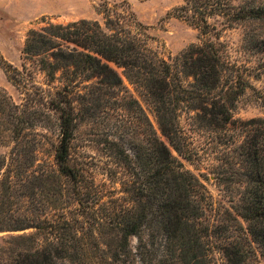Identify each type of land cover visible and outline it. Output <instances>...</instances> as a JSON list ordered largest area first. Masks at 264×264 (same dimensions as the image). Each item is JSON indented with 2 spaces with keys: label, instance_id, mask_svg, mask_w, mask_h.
I'll list each match as a JSON object with an SVG mask.
<instances>
[{
  "label": "trees",
  "instance_id": "16d2710c",
  "mask_svg": "<svg viewBox=\"0 0 264 264\" xmlns=\"http://www.w3.org/2000/svg\"><path fill=\"white\" fill-rule=\"evenodd\" d=\"M233 1L184 0L177 16L202 36L220 38L212 18L222 16L229 28L236 21L260 17V7L246 8ZM98 13L104 15V24L90 19L48 21L30 29L21 68L0 57L8 80L20 92L17 102L0 87V148L7 149L0 153V231L35 227L52 236L25 252L17 264H51L54 257L78 262L109 257L115 264H210L216 251L224 264H245L252 254L264 255V132L240 146L247 184L240 202L225 212L214 208L203 180L179 158L192 159L180 124L184 112L209 127L223 128L232 121V101L238 93L234 89L241 81L230 74L232 66L220 45L202 39L167 57L151 44L152 37L139 28L140 22L124 23L108 0ZM39 74L51 86L49 91L36 80ZM125 80L151 106L162 135L179 156L161 138ZM82 84L98 93L99 106L113 101L127 113L139 112L145 118V143L136 146L132 156L126 146L113 142L117 157L135 177L125 191L131 195L129 202L114 206L113 214L96 206L99 190L84 168L72 164L78 120L75 97L84 98L77 89ZM241 89L240 94L245 87ZM39 128L59 133L54 161L40 169L38 148L46 135ZM62 177L75 205L70 215L61 214L64 186L51 184ZM47 185L54 196L49 204L55 218L13 217L20 212L17 203L24 204V198L30 202L35 188ZM30 237L24 239L37 241Z\"/></svg>",
  "mask_w": 264,
  "mask_h": 264
},
{
  "label": "rangeland",
  "instance_id": "374dc122",
  "mask_svg": "<svg viewBox=\"0 0 264 264\" xmlns=\"http://www.w3.org/2000/svg\"><path fill=\"white\" fill-rule=\"evenodd\" d=\"M110 7L121 17L124 23L140 22L151 37V44L165 56H176L192 44H200L202 39H213L220 46L226 61L232 66L236 79L241 81L231 110L232 121L225 127H209L196 121L193 113L184 112L180 124L190 149L192 159L188 161L177 154L159 129L151 106L144 101L137 89L125 80L127 89L138 98L153 121L161 138L167 143L173 154L179 156L186 168L197 174L205 183L212 196L214 208L225 212L226 208L236 206L246 187L244 163H241V144L254 140L256 134L264 132V0H234V4L246 8L260 7L258 19H242L234 22L233 27L226 28L227 22L222 16L212 18L219 29L220 38L210 34L202 36L200 31L177 16V8L183 6L184 0H108ZM103 0H0V57L3 56L13 66L21 68L22 50L27 34L32 28L46 25L48 21L67 24L80 19L98 20L104 24L103 14L98 13ZM115 13V14H116ZM121 72V69H119ZM36 80L46 91L51 89L43 74ZM93 80V79H92ZM55 84H59L57 81ZM53 85V84H52ZM0 87L5 88L19 102V90L8 80L0 64ZM245 87L240 94L241 88ZM84 98L75 97L78 113L77 128L72 141V164L85 169L88 179L95 184L99 195L94 199L96 206L106 213H114L113 207L119 203L129 202L131 195L125 191L135 177L126 164L117 156L118 148L113 142L123 144L132 156L136 146L145 143V118L139 112L127 113L123 106L104 102L98 105V93L91 92L82 84L77 88ZM124 94H127L124 92ZM45 133V143L38 148V169L44 163L54 161V145L58 143L59 133L55 128H39ZM7 149L0 148V153ZM132 166H137L134 157ZM132 168V167H131ZM62 178L51 184L61 188ZM64 182V181H63ZM53 188V187H51ZM66 188V190H65ZM64 189V191H63ZM71 188L64 186L60 203L65 210L61 214L70 215L75 209ZM50 186L36 187L30 202L24 198V204L17 203L20 212L14 218L35 220L52 219L55 210L50 207ZM72 216V215H71ZM233 222V221H232ZM46 230L29 227L22 230L0 231V264H17L23 261L25 252L34 250V246L45 244L50 234ZM37 241L24 239L29 237ZM135 242V241H134ZM104 247V245H102ZM96 251V249H93ZM252 254V253H250ZM216 260L210 264H224V258L218 251ZM98 261V262H97ZM96 262L83 259L73 261L68 257H54L51 264H115L109 257L97 259ZM81 262V263H80ZM28 264H41L28 263ZM44 264V263H43ZM48 264V263H45ZM245 264H264V255H251Z\"/></svg>",
  "mask_w": 264,
  "mask_h": 264
}]
</instances>
